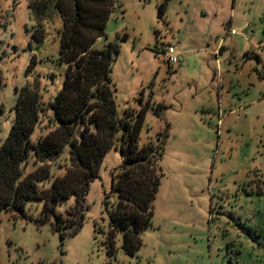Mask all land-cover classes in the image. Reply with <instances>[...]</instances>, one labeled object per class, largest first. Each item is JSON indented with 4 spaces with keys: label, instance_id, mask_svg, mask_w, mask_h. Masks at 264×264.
Returning a JSON list of instances; mask_svg holds the SVG:
<instances>
[{
    "label": "rangeland",
    "instance_id": "374dc122",
    "mask_svg": "<svg viewBox=\"0 0 264 264\" xmlns=\"http://www.w3.org/2000/svg\"><path fill=\"white\" fill-rule=\"evenodd\" d=\"M114 1L96 46L119 49L116 103L121 115L145 110L140 145L164 143L153 225L133 254L121 236L109 252L112 175L123 159L112 148L85 197L79 232L62 239L52 223L3 212L0 264H264V0ZM60 27L57 18L36 27L28 0H0V147L16 118L17 89L40 81L47 101L61 88ZM172 43L181 65L163 58ZM67 149L56 163L66 162ZM75 205L71 197L57 212L67 216ZM42 208L29 201L26 210L37 218Z\"/></svg>",
    "mask_w": 264,
    "mask_h": 264
},
{
    "label": "trees",
    "instance_id": "16d2710c",
    "mask_svg": "<svg viewBox=\"0 0 264 264\" xmlns=\"http://www.w3.org/2000/svg\"><path fill=\"white\" fill-rule=\"evenodd\" d=\"M28 2L36 27L42 26V31L46 23L55 18L60 21L57 62L67 70L61 88L47 101L40 81L16 90V118L0 147V215L14 212L36 219L39 226L52 223L62 239L77 234L83 226L90 185L99 177L106 154L116 148L123 159L112 175L115 201L109 212L108 248L114 252L121 236L122 248L133 254L140 236L153 225L155 201L164 177L159 164L164 143L140 145L144 109L137 116L129 108L122 115L118 111L111 71L119 49L112 43L96 46L106 38L115 1ZM42 31H35L38 42L45 37ZM32 66L33 62L26 72ZM1 90L0 81V94ZM36 131L41 134L34 139ZM66 148V162L56 163ZM59 170L64 173L59 175ZM71 197H75L76 205L68 215L58 213V205ZM29 201L43 202L37 218L28 215Z\"/></svg>",
    "mask_w": 264,
    "mask_h": 264
},
{
    "label": "built area",
    "instance_id": "2783aa9c",
    "mask_svg": "<svg viewBox=\"0 0 264 264\" xmlns=\"http://www.w3.org/2000/svg\"><path fill=\"white\" fill-rule=\"evenodd\" d=\"M237 32L231 30L230 34L235 35ZM163 58L168 63L169 66H178L184 62V56L178 48V44L172 43L167 46L163 52Z\"/></svg>",
    "mask_w": 264,
    "mask_h": 264
},
{
    "label": "crops",
    "instance_id": "0c3cea01",
    "mask_svg": "<svg viewBox=\"0 0 264 264\" xmlns=\"http://www.w3.org/2000/svg\"><path fill=\"white\" fill-rule=\"evenodd\" d=\"M220 46V45H219ZM220 50V47H218L217 49H216V51H215V53H217L218 54V51Z\"/></svg>",
    "mask_w": 264,
    "mask_h": 264
}]
</instances>
